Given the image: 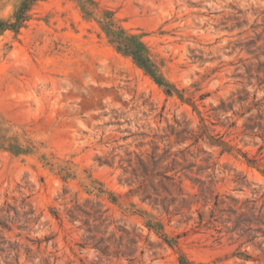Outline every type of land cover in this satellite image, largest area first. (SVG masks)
Wrapping results in <instances>:
<instances>
[{"label": "rangeland", "instance_id": "obj_1", "mask_svg": "<svg viewBox=\"0 0 264 264\" xmlns=\"http://www.w3.org/2000/svg\"><path fill=\"white\" fill-rule=\"evenodd\" d=\"M21 1L0 0V19L11 20ZM84 2L39 1L18 34L0 36V144L31 150L0 149V222L9 228L0 226V264H264L221 213L246 201L264 213V134L246 129L264 90L247 74L257 61L237 46L255 37L264 0H90V16ZM106 12L141 37L184 99L115 50L100 25ZM183 130L193 135L178 138ZM154 154L156 172L168 168L176 186L156 181L144 201L131 171ZM99 202L108 221L94 234L109 227L104 237L125 245L126 230L138 242L133 255L103 256L86 241L88 227L71 222L76 204L89 211Z\"/></svg>", "mask_w": 264, "mask_h": 264}, {"label": "trees", "instance_id": "obj_2", "mask_svg": "<svg viewBox=\"0 0 264 264\" xmlns=\"http://www.w3.org/2000/svg\"><path fill=\"white\" fill-rule=\"evenodd\" d=\"M42 0H22L19 7L17 8L14 16L11 20H1L0 19V36L6 31H12L15 34H18L20 30L26 25V23L30 20V12L32 8L36 5L37 2ZM82 4V10L88 16L92 13L89 10V6L87 2L90 0H85ZM245 24V23H244ZM101 29L105 33L106 37L109 40V43L115 48V50L122 54L123 56L131 58L134 63L141 68L146 75H148L152 80L159 85L160 87L164 88L165 93L168 96H173L177 93L181 99H184L183 95L179 94L176 88L170 84L166 78L164 77L163 73L161 72L160 67L156 64L153 60L151 52L146 44L141 40L140 36L128 34L122 28L118 27L113 19V14L110 12H106L104 14V18L102 22H100ZM242 26V24H237V27ZM252 29L256 32L255 37L251 38L250 40L237 44L238 47H241L242 51L247 52L249 55L253 56V59L257 61L256 64H252L249 68H247V74L249 76V81L252 82L254 79L257 82L258 88L264 90V21L261 25L253 26ZM262 29L259 33L258 30ZM247 97H239L237 102L243 103L249 99V94H246ZM254 99H257V95H255ZM264 101H257L252 102L251 105L254 107H258L260 110L259 113L254 117L248 119V124L246 125V129L248 131H258L263 132L264 134V113H262L261 108L264 107ZM235 102L229 105L228 108H234ZM222 109H225V103H222ZM253 110L252 107L248 108L247 113H251ZM186 134H192V131L183 130L177 134L178 138ZM207 135L206 130L202 131L199 136H192L195 139V143H198L200 139ZM184 140L186 138L182 137ZM212 144H216L218 146L227 147L226 144L221 142L218 139H214V137L208 136L207 137ZM0 149L6 150L12 153L15 156H20L21 154L29 153L30 149H23L22 146L17 144H6L1 143ZM157 155H153L150 157V161L147 162L141 157H137L136 159V167L132 169L131 175L134 181L139 183L138 191H143V195L145 196L144 201L150 200L151 196H149V189L150 187L156 192L157 189L155 188V182L158 181V185H160L165 191V181L171 182L172 186H176L175 178L168 175L170 171L168 168L164 172H156L158 165L161 163V158L157 159ZM132 163V162H130ZM132 167V166H130ZM173 171V170H172ZM70 177V174H66L64 179ZM134 181H132L134 183ZM197 183L201 185V191L204 194H209V189L204 188L205 182L201 180H196ZM179 195H183L182 188H178ZM101 194L105 193L102 189H99ZM218 196H216L215 206H218ZM110 199L112 202H116V197L111 194ZM156 201V200H155ZM236 201V200H234ZM187 201L184 199L182 200L181 204H186ZM165 200L163 201V204ZM172 203V201H171ZM251 201H246L244 203V207L239 209H229L222 210L221 213H228L229 217L223 222L227 224V232L236 234L238 239H243L244 244L246 245H257V247L262 252V258L264 260V213L261 210H257L255 207H250ZM171 205V204H170ZM105 206L102 203H97L93 205L89 211L85 210L83 206L76 204L73 209L68 212L69 218L71 222L82 221L83 226L88 227L87 233L89 234L86 237V241L91 242V245L94 249L99 251L103 256L109 257L111 254L116 256H131L135 253L133 249V245H137V241L134 239L129 238V233L126 230H123L125 234L128 235V242L127 244H122L119 242L115 244L112 242V237L105 238L104 236L108 233V228L105 227L104 232H100L103 236L98 237L94 233H98L99 229L102 228L108 218L106 217L107 210H104ZM168 210V208H165ZM32 215V213L24 214ZM58 218V214H55ZM214 216V212L212 211V218ZM93 218L94 225H91V219ZM200 221L203 222V215L200 214L199 216ZM85 219V220H80ZM0 226L4 227L9 230L8 226L5 223L0 222ZM148 227L151 229L162 230V226H152L148 224ZM169 245L173 244V241L169 242V240H165ZM38 244H41V241H37ZM88 245V244H86ZM84 247V246H83ZM9 249L14 250L13 246H10ZM112 249L114 250L112 252ZM28 252H31L30 250ZM240 257H243L246 261L252 259V256L245 251L244 253L240 254ZM45 264H49V259L42 260ZM256 261H259L256 259ZM180 264H194L190 262L185 257H182L180 260Z\"/></svg>", "mask_w": 264, "mask_h": 264}]
</instances>
